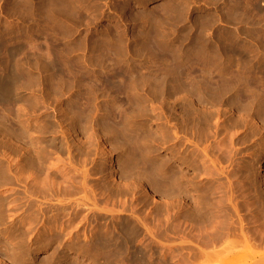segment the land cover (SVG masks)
I'll return each mask as SVG.
<instances>
[{"label": "rangeland", "instance_id": "1", "mask_svg": "<svg viewBox=\"0 0 264 264\" xmlns=\"http://www.w3.org/2000/svg\"><path fill=\"white\" fill-rule=\"evenodd\" d=\"M244 1H247L250 7L247 14H245L246 11H243ZM252 1L0 0V35L3 39L5 38L4 44L8 46L21 45V51H17L18 53L13 59L14 63H18L19 60V76L16 77V80L19 78L17 81L19 84L18 90H15L18 101L15 102L14 106L26 110V113L24 110L23 119L32 132L26 136V143L30 145L32 142H37L38 139L43 138L37 135L38 132L35 131L34 127L40 129L42 127L49 128L51 125L53 127L55 125L62 126L60 128L62 131L64 129L62 136L66 135L63 137L57 126L56 129L53 128L54 132L57 131L55 133H52V126L49 130L45 129V131L51 130L45 132L43 138V143H48L49 140L52 142L47 144L50 152L49 162H58V173L66 171L67 174L69 169H73L72 164L81 171L84 169L89 173L94 171L93 175L90 173L91 176L88 178L89 183L86 190L81 189L72 194H67L68 191H64L66 197L63 194L65 199L63 204L68 205L72 216H74L73 224L67 225L66 232L70 229L74 230L77 223L80 233L83 230L89 231L97 226L99 221H102L101 214L102 216L106 215V217L114 214L116 217L122 218L131 211L134 218L142 215L139 217L141 221L145 220L148 223L150 221L149 224L154 225L157 222V216H155L157 208L164 207L166 204L168 207L171 205L169 211L171 215H174H172L173 217L179 212L184 214L192 208H201L202 204H204V207L200 211H207L211 201L208 200V196L198 199L197 194L200 190L201 192H207V194L216 195L217 198L219 197L218 200L230 195L232 198L228 197L233 200H231L232 204L234 201L239 203L240 200V203L244 204L246 197V199H251L254 195H258V192L261 195L264 193V38H261L264 35V0ZM237 2L239 3L237 4ZM241 3L242 6L240 7ZM251 4H254V6ZM255 6L256 8L259 6V8L256 10ZM244 15L248 17H244ZM200 47L203 49L201 50ZM47 49L50 53L47 52ZM60 50L64 53L60 54L62 53ZM195 50L196 52H194ZM45 51L46 54L49 53V58L44 53ZM17 57L19 58L17 59ZM0 60L3 64L6 62L4 54ZM178 68L184 71L181 70L180 73ZM234 71L235 73H232ZM177 77H183L184 80ZM207 77L209 80H214V82L207 81ZM128 78L136 83L129 84L127 81L130 79ZM188 78L189 81L192 79L191 81L196 84H201L200 81L203 82L207 78V83L204 81L200 85L205 88L191 82L196 87L198 86L200 91L204 89V93H200V96L205 97H203L204 99L200 98L199 89L193 88L195 86L188 81ZM228 79H235L237 83L235 84L238 87L245 89L247 87L249 92L256 91L250 93L258 99V105L233 103V100H229L227 103L217 102L218 91H221L227 85ZM177 80L181 81L178 82ZM185 80L189 83L183 82ZM180 82L184 84L182 83L183 85L180 86ZM209 83L212 87L209 86ZM132 84L134 87H131ZM189 84L192 87H189ZM114 86L119 89L115 90ZM213 86L216 91L218 88L220 89L216 92L213 90ZM189 88L196 90L192 89L193 91H190ZM93 91H95L94 96L96 98L93 96ZM214 91L215 93H213ZM83 92L86 94L91 92L92 95H83ZM205 92L207 95L211 92L210 95H213L215 99L211 98L210 95V98L207 97ZM60 93L63 96H60ZM131 93H134L135 96L133 97ZM125 94H131V97L127 96L129 99H126ZM75 95L77 96L75 97ZM104 95L105 97H103ZM86 96H88V99H86ZM107 96H110L109 99ZM77 97H82L80 100L85 99L84 103L80 102ZM130 98L132 102L134 99L139 100V103L135 101L136 103L131 104ZM103 99L106 101V105ZM73 100L76 102L79 100L77 103L81 105L98 104L96 108L99 110L95 108L98 117L103 115L104 106L109 107L110 104L113 108L129 111L131 114L128 115L132 123L136 122L135 124L140 125L141 122L148 131L150 130L151 133L155 134L151 135L149 132L151 137L154 136L151 140H154V145L157 144L160 158H163V156H165V159L166 157L169 158L166 159L169 162L164 161L168 162L167 165L170 163L168 167L171 165L169 168L166 167V170L172 168L175 170L174 172H178L177 174L181 173L185 191L172 192L169 190L170 192H168L173 201L170 204L164 202L160 195L151 193V190L149 193L148 190L153 189L154 186L157 188L158 184L155 183L154 185L148 180H133L136 177H131V181L129 178H125L120 172L123 149L121 146L118 149L119 144H115L116 141L114 143V138L111 137V134H108L109 132L102 133L99 126L94 129L90 125H86L87 129L83 126L87 130L86 133L83 131L84 134L80 133L83 129L80 125L81 128L77 127L80 131L70 129V126H72L71 120L68 117L69 122L67 116L63 113H65V106H67V109L72 107L71 111H74ZM127 100L128 102H126ZM69 102L72 103L71 106H68ZM100 105H103V107L101 108ZM259 105L263 106V109L259 108ZM259 112L260 114H258ZM64 118L67 122L63 121ZM11 121L14 122V120ZM90 131L93 132L91 136ZM52 137L54 138L51 139ZM19 139L18 137L11 138L8 135L6 137L0 135V264H69L68 261L71 262L70 264H105L103 261L101 262V259L104 260L103 257L105 256L97 255L95 251L92 252L94 257L83 258V256H77L74 252L67 254L64 245L69 242V234L62 236L59 240L50 242L47 246L42 245L41 239L38 237V229L41 227L40 220L26 223V228L31 231L30 236L23 237V234L21 235L20 229H18L19 220L24 216L29 218L30 208L26 204L28 196L22 197V184H19L20 182L14 177L17 173L13 174V171L18 172L17 159L19 155H17L18 151L15 149L19 145ZM61 139H64V142ZM156 140H158V143ZM79 142L86 148L84 146L79 148ZM60 145L64 146L60 147ZM81 151H84V154L87 155L84 156ZM77 152L81 154L79 155ZM115 159L116 167L119 166L117 171L111 169ZM6 166L12 169V171L10 169V174L13 175L12 178L6 179L4 177V172L8 169ZM160 186L158 189H166L163 183ZM108 187L111 192L107 189ZM91 189L96 190L91 192ZM257 189L260 190L256 192ZM83 195H89L90 198L87 199ZM49 198L50 196L43 197L42 200L40 196L38 203L42 201L41 205L43 204V206L51 204H54L52 206L55 207L59 206L60 201L56 199V196L52 197L53 199ZM79 200L85 201V205L81 204L80 212L74 215L76 201ZM65 201H67V204ZM200 201L203 203L201 204ZM227 203H230V201H227ZM227 203L222 204L225 207V205H228ZM198 204L201 205L198 207ZM244 205L240 212L247 214L248 210L245 212L246 207L243 208ZM102 208L106 210L108 208L109 211L114 209V213L113 211L105 213ZM84 215L86 216L84 217ZM160 217L162 216L160 215ZM162 220V223L169 225V228L168 233L163 235L161 239L166 238L164 241L169 242L167 245L168 250L177 249L176 251L173 250L174 254L171 256L174 264H182V254L179 255L181 253L179 247L189 246L185 242L186 239H192L194 242L201 238H208L212 233L210 232L211 229H214L216 236H219V232L221 234L224 231V237L221 235L215 241L216 248L223 261L229 260L231 264H264L263 219L261 224L262 220L257 223L245 220V223H242L244 227L238 220H234L232 223L223 220V222L217 223L216 227L213 226V223L208 224L205 222L204 225H191L187 221V224L182 223L183 226L178 229L173 226V220L170 219L168 222H164L166 221L164 218ZM161 229V227L155 228L153 231L159 233ZM215 230H219L218 235ZM242 230L245 234H250L247 239L242 236ZM142 232H144V229ZM207 235L208 237H206ZM226 235L229 239L226 238ZM238 237L239 241L235 239ZM4 239L11 241V248L8 247V243L3 242ZM224 239L230 242L228 241V244H226L227 242L225 243ZM222 244L224 245L222 246ZM212 246L209 244L207 247ZM172 250L168 253L173 252ZM182 251L183 254H186V250ZM177 256L178 260H176ZM215 257L214 255V259L211 260L215 261Z\"/></svg>", "mask_w": 264, "mask_h": 264}, {"label": "bare ground", "instance_id": "2", "mask_svg": "<svg viewBox=\"0 0 264 264\" xmlns=\"http://www.w3.org/2000/svg\"><path fill=\"white\" fill-rule=\"evenodd\" d=\"M134 1V0H132ZM239 1V0H237ZM255 1V0H253ZM252 1V2H253ZM173 2V1H172ZM204 2V1H203ZM242 2V0H241ZM245 2V1H244ZM256 2V1H255ZM174 3V2H173ZM239 2H237L238 4ZM251 3V2H249ZM31 4V3H30ZM234 4V3H233ZM256 4V3H255ZM252 5V4H251ZM259 5V4H258ZM242 6V3L240 5V7ZM254 6V4L252 5ZM251 6V7H252ZM174 7V6H173ZM175 8V7H174ZM243 8V7H242ZM241 8V9H242ZM256 8V6H255ZM254 8V9H255ZM259 8V6L256 8V10ZM263 8V7H262ZM173 9V8H172ZM244 9V10H243ZM242 10L246 11L245 14H247L249 12V4L246 1L244 4V8ZM252 9V8H251ZM253 10V9H252ZM264 10V9H263ZM255 11V10H254ZM142 13H144L142 11ZM238 13V12H237ZM243 13V12H242ZM251 13V12H250ZM264 13V12H263ZM244 14V13H243ZM255 14V13H254ZM262 14V13H261ZM146 16V15H144ZM247 15H244V17ZM252 16V14H251ZM143 17V16H142ZM243 17V18H244ZM248 17V16H247ZM58 18V17H57ZM135 18V17H134ZM133 18V19H134ZM264 18V17H263ZM219 19V18H218ZM231 19V18H230ZM255 20V19H254ZM263 20V19H262ZM24 21V20H23ZM38 21V20H37ZM144 21V20H143ZM150 23V22H149ZM44 24V23H43ZM13 25V24H12ZM252 25V24H251ZM33 28V27H32ZM146 28V27H145ZM151 28V27H150ZM212 28V27H211ZM254 28V27H253ZM242 29V28H241ZM27 30V29H26ZM149 31V30H148ZM200 31V30H199ZM225 31V30H224ZM47 32V31H46ZM49 33V32H48ZM148 33V32H147ZM250 33V32H249ZM256 33V32H255ZM261 33V32H260ZM20 34V33H19ZM23 35V34H22ZM27 35V34H26ZM35 35V34H34ZM150 35V34H149ZM260 36V35H259ZM264 36V35H263ZM261 38H264V37ZM33 37V36H32ZM254 37V36H253ZM15 38V36H14ZM48 38V37H47ZM188 38V37H187ZM219 38V37H218ZM224 38V37H223ZM239 38V37H238ZM5 39V38H4ZM1 35H0V58L3 56L6 59V62L3 64V62L0 60V135L1 136H9V137H18L19 139V145L18 147L15 149L18 151L17 155H19L18 159H17V171L18 172H14L17 173L14 177L16 180H18L23 186L22 190V197H25V195H27V207L30 208V215L29 218H27L26 216H24L23 218H21V220H19V228L21 235L23 234V237H27L31 235V231L26 228V223H31L35 220V222L37 221H41V227L38 229V237L41 239V244L44 246H47L50 244V242H53L54 240H59L62 236L69 234V242L67 244H65L64 246H66V251L67 254L70 252H74L77 256H83L84 257H94V254L92 252H97V255H101V256H105L103 257L104 260L101 259V262L103 261V263L105 264H174L173 263V259L171 258L172 254H174V251H176L177 249H170L173 252L168 253V243H166L164 240H166V238H164V240L161 239V237L163 235H166L168 233V228L169 225H166V223H162L163 222V218L166 219V221L164 222H168L171 220H173V226L180 228V226L182 227L183 225H181L182 223L187 224L189 221L192 224H198V225H204L205 222L210 224L213 223V226L215 225V227L220 223L223 222V220H227L226 222L232 223L234 220H238L241 224L245 223V220H247L248 222H254L257 223L260 220H264V193L261 195L259 194V190L257 189L256 192H258V195H254L251 199H246L245 198V202L244 204L240 201L239 203H236L235 201L232 204V197L230 195V197H223L220 199H223L222 201H219L218 198L216 197V195H211V194H207V192H201V190L199 191V193L197 194V198L198 199H203L204 197L208 196V200L211 201V205L210 207H208L207 211H200L204 206V204H202L203 202H201L202 207L200 208L199 206L201 205H197L199 208L198 209H194V208H190L191 210H188V212L186 211V213L181 214L180 212L178 214L175 215V217H173L171 215L170 210V204L173 203L172 199H171V195H170V191L172 192H184L185 191V187H183V177L180 174H177L178 172H174L175 170L171 168V170H166V167H168L167 163L169 162L166 159H169L168 157L163 156V158H160L159 156V148L154 145L155 143L153 142L154 140L153 137L150 136L151 131L141 124H135L132 123L129 119V115L131 113H129V111L127 112L126 110H119L118 108L116 109L115 107L113 108L110 104L109 107L104 106V110H103V115H101V117L97 116L96 111L99 110L97 107L98 104H93L92 103H88V101H86L88 104H84L81 105L79 103H77L82 97L83 95H89L92 93L90 92L89 94L84 93L83 95L80 94V96L82 95V97L78 98L79 100L76 102L73 100V109L72 107L67 109V106H65V113H63L65 116H67L66 118L68 119V117L70 118L71 122L68 121L72 124V126H70V129L76 130L78 131L79 128H81L80 126H84L86 128V125H90V127L92 126L94 129L95 127L99 126L100 130H102L103 132H109L108 134H111V137L114 138V143L116 141L115 146L118 147V149H120V146L122 147V151L123 154L121 156V161H120V167L121 170L120 172L122 173L123 176H125V178H129V180L131 181V177L134 178L133 180H141V181H146L148 180L149 182L153 183L155 185L158 184V187L160 185H165L166 189L164 190H160L158 189V187L156 188V186L153 187V189H149V193L151 190V193L153 194H158L161 196V198L163 199L164 202L166 203H170L169 207L166 205H164V207H159L157 208V211L155 212V216L156 217V225L155 227H153L154 225H150V221L149 223L145 220H142L139 218L138 216H135L131 212H129L125 217L122 216V218L120 217H116L114 214L110 215L109 217H106V215L102 214L100 215V217H102V221H99L97 226H94V228L90 229L89 231H85L83 230L82 233H80L79 230V225L78 223L74 226V230L70 229L68 232H66V228L67 225L69 224L72 225L73 224V220H74V216H72L68 205H64L63 204V200L64 197H66V194H64V191H68L67 194H72L75 191H79V190H86L87 189V185L89 183V176H91L90 173H92V175L94 174L92 171L89 173L88 171L84 170H80L79 168L72 166V170L69 169V172L66 171L63 173H58V169L59 168V164L58 162H49V157H50V152L48 151L47 148V144L52 143L50 140L48 143H43L44 141V135L46 134L45 132H50V131H45V129L49 130V128L52 126V133H55L57 131L54 132L53 128H57L58 126L55 125L53 127V125H51L49 128H35V131H37V135L42 136L43 138H40V140L38 139L37 142H32L30 145L26 143V136L30 135L32 132L30 131V127L25 123V120L23 119V115L26 113H24V110L19 107L14 106L15 102L18 101V97L16 96V91L18 90V84L16 80V77H18V73H19V60L17 61L18 63H14L13 59L14 56L17 55L16 53H18L17 51H21L20 46L17 45H13V46H8L5 43L4 40ZM198 39V38H197ZM194 40V39H193ZM230 40V39H229ZM263 40V39H262ZM7 41V40H6ZM264 41V40H263ZM9 42V41H8ZM15 42V41H14ZM29 42V41H28ZM154 42V41H152ZM202 42V41H201ZM232 42V41H231ZM157 43V42H156ZM28 44V43H27ZM251 44V43H250ZM51 45V44H50ZM158 45V44H157ZM52 46V45H51ZM26 47V46H25ZM29 47V46H28ZM248 47V46H247ZM33 48V47H32ZM153 48V47H152ZM197 49V47H195ZM201 48V47H200ZM199 48V49H200ZM255 48V47H254ZM20 49V50H18ZM182 49V48H181ZM203 48H201L202 50ZM214 49V48H213ZM44 50V49H43ZM194 50V49H193ZM257 50V49H256ZM63 54L64 52L62 50H60ZM243 51V50H242ZM25 52V51H24ZM47 52L48 49H47ZM196 52V50L194 51ZM198 52V50H197ZM200 52V51H199ZM210 52V51H209ZM46 54V51L44 52ZM43 53V54H44ZM50 53V52H49ZM49 53H47L46 55H48L49 58ZM129 53V52H128ZM20 54V53H19ZM33 54V53H32ZM44 54V55H45ZM57 54V53H56ZM59 54V55H60ZM154 54V53H153ZM152 54V55H153ZM181 54V53H180ZM208 54V53H207ZM258 54V53H257ZM2 55V56H1ZM41 55V54H40ZM43 55V56H44ZM45 55V56H46ZM27 56V55H26ZM25 56V57H26ZM155 56V55H154ZM205 56V55H204ZM16 57V56H15ZM41 57V56H40ZM178 57V56H177ZM237 57V56H236ZM246 57V56H245ZM19 57H17L18 59ZM28 58V57H27ZM45 58V57H44ZM217 58V57H216ZM16 59V58H15ZM46 59V58H45ZM236 59V58H235ZM257 59V58H256ZM201 60V59H200ZM260 60V59H259ZM263 60V59H262ZM162 61V60H161ZM172 61V60H171ZM237 61V60H236ZM241 61V60H240ZM245 61V60H244ZM184 62V61H183ZM52 63V62H51ZM55 63V62H54ZM98 63V62H97ZM177 63V62H176ZM197 63V62H196ZM230 63V62H229ZM255 63V62H254ZM153 64V63H152ZM171 64V63H170ZM193 64V63H192ZM22 65V64H21ZM20 65V68L22 67ZM56 65V64H55ZM102 65V64H101ZM183 65V64H182ZM190 65V64H189ZM158 66V65H157ZM160 66V65H159ZM194 66V65H193ZM202 66V65H201ZM204 66V65H203ZM213 66V65H212ZM185 67V66H184ZM187 67V66H186ZM192 67V66H191ZM243 67V66H242ZM27 68V67H26ZM61 68V67H60ZM176 68V67H175ZM206 68V67H205ZM209 68V67H208ZM215 68V67H214ZM213 68V69H214ZM260 68V67H259ZM22 69V68H21ZM84 69V68H83ZM145 69V68H144ZM177 69V68H176ZM180 70V68H178ZM191 69V68H190ZM212 69V68H211ZM243 69V68H242ZM40 70V69H39ZM125 70V69H124ZM150 70V69H149ZM182 70V69H181ZM181 70L179 71L181 73ZM218 70V69H217ZM24 71V70H23ZM22 71V72H23ZM142 71V70H141ZM148 71V70H147ZM172 71V70H171ZM178 71V70H177ZM184 71V70H182ZM195 71V70H194ZM197 71V70H196ZM199 71V69H198ZM225 71V70H224ZM239 71V70H238ZM43 72V71H42ZM137 72V71H136ZM178 72V73H179ZM215 72V71H214ZM220 72V71H219ZM230 72V71H229ZM244 72V71H243ZM251 72V71H250ZM21 73V72H20ZM56 73V72H55ZM142 73V72H141ZM140 73V74H141ZM177 73V72H176ZM205 73V72H204ZM225 73V72H224ZM232 73H235L232 72ZM52 74V73H51ZM54 74V73H53ZM71 74V73H70ZM103 74V73H102ZM121 74V73H120ZM123 74V73H122ZM127 74V73H126ZM148 74V73H147ZM153 74V73H152ZM260 74V73H259ZM21 75V74H20ZM65 75V74H64ZM180 75V74H179ZM203 75V74H202ZM214 75V74H213ZM235 75V74H234ZM254 75V74H253ZM263 75V74H262ZM98 76V75H97ZM107 76V75H106ZM110 76V75H109ZM176 76V75H175ZM178 76V74H177ZM187 76V75H186ZM217 76V75H216ZM220 76V75H218ZM230 76V75H229ZM79 77V76H78ZM82 77V76H81ZM184 77V76H183ZM182 77V78H183ZM188 77V76H187ZM192 77V76H191ZM235 78V76H233ZM237 77V75H236ZM28 78V77H27ZM33 78V77H32ZM36 78V77H35ZM83 78V77H82ZM106 78V77H105ZM137 78V77H136ZM173 78V77H172ZM177 78H181V77H177ZM176 78V79H177ZM181 78V79H182ZM190 78V77H189ZM188 78V81H189ZM208 78V77H207ZM206 78V79H207ZM247 78V77H246ZM127 79V78H125ZM130 79V78H128ZM133 79V78H132ZM175 79V80H176ZM187 79V78H185ZM195 79V78H194ZM200 79V77H199ZM203 80V82L205 81L207 83V81H212V79L206 81ZM256 79V78H255ZM107 80V78H106ZM131 80V79H130ZM128 80L127 82L133 83V81ZM143 80V79H142ZM184 80V79H182ZM192 80V79H191ZM189 81L190 83L192 81ZM197 80V79H196ZM195 80V81H196ZM202 80V79H201ZM227 80V79H226ZM229 82H227V85L224 86L223 84V89H221L220 94L217 86V91H218V95H217V102H226L229 100H233L232 102H236V103H246L247 105L249 104H256L258 105V99L250 92L253 91H247L248 88H240L238 87L236 84L235 79H228ZM21 81V80H20ZM111 81V80H110ZM123 81V80H122ZM121 81V82H122ZM125 83L126 80H124ZM130 81V82H129ZM137 81V80H136ZM155 81V80H154ZM159 81V80H158ZM163 81V80H162ZM161 81V82H162ZM169 81V80H168ZM178 81V80H177ZM181 81V80H179ZM178 81V82H179ZM185 82V83H189V82ZM198 81V80H197ZM196 81V82H197ZM219 81V80H218ZM225 81V80H223ZM222 81V82H223ZM259 81V80H258ZM69 82V81H68ZM109 82V81H108ZM167 82V81H166ZM182 82V83H183ZM201 84H203L202 81H200ZM214 82V80L212 81ZM221 82V81H220ZM221 82V83H222ZM110 83V82H109ZM113 83V82H112ZM124 83V82H123ZM136 83V82H134ZM133 83V84H134ZM158 83V82H156ZM165 83V82H163ZM162 83V84H163ZM170 83V82H169ZM181 82L179 83L180 86L183 85ZM195 85H201V84H196L195 82H192ZM191 83V84H192ZM198 83V82H197ZM205 83V84H206ZM236 83V84H235ZM256 83V82H255ZM49 84V83H48ZM99 84V83H98ZM115 84V83H114ZM113 84V85H114ZM119 84V83H117ZM132 84L131 87H134ZM138 84V83H137ZM136 84V85H137ZM178 84V85H179ZM192 84V85H193ZM263 84V83H262ZM101 85V84H100ZM127 85V84H126ZM167 85V84H166ZM165 85V86H166ZM188 85V84H187ZM193 85V86H195ZM247 85V84H246ZM257 85V84H256ZM118 86V85H117ZM129 86V85H128ZM203 86V85H202ZM201 88H205L204 86ZM207 86V85H206ZM209 86L212 87V85L209 83ZM220 86V85H219ZM258 86V85H257ZM256 86V87H257ZM115 87V86H114ZM119 87V86H118ZM118 87H115V90H117ZM123 87V86H122ZM124 87H126L124 85ZM130 87V86H129ZM189 87H192L189 84ZM222 87V85H221ZM245 87V86H244ZM62 88V87H61ZM121 88V87H120ZM136 88V87H135ZM134 88V89H135ZM151 88V87H150ZM196 89H199L198 86L193 87ZM192 88V89H193ZM207 88V87H206ZM214 88V86H213ZM119 89V88H118ZM128 89V88H127ZM190 89V88H189ZM192 89H190V91H193ZM195 89V90H196ZM209 89V88H208ZM216 88H214L213 90H215ZM125 90V89H124ZM194 90V91H195ZM211 90V88H210ZM211 90V91H213ZM250 90V89H249ZM126 91V90H125ZM148 91V90H147ZM200 91V89H199ZM198 91V92H199ZM216 91V90H215ZM215 91L213 93H215ZM216 91V92H217ZM85 92H89V91H85ZM102 92V91H101ZM98 92V93H101ZM197 92V93H198ZM203 92L204 93V89L203 91L199 92V96L200 93ZM208 92V91H207ZM256 92V91H254ZM253 92V93H254ZM44 93V92H43ZM59 93V92H58ZM97 93V92H96ZM113 93V92H112ZM117 93V92H116ZM123 93V92H122ZM121 93V94H122ZM196 93V94H197ZM202 93V94H203ZM206 93V92H205ZM212 93V94H213ZM258 93V91H257ZM261 93V92H260ZM259 93V94H260ZM51 94V93H50ZM95 94V91H93V96ZM104 94V93H103ZM101 94V95H103ZM133 97L135 96L134 93ZM130 95H126V99L128 98L127 96ZM137 94V93H136ZM211 94V92H209V95ZM60 96H63V94H59ZM74 95V94H72ZM79 95V94H78ZM99 95V94H97ZM96 95V96H97ZM107 95V94H106ZM124 95V94H123ZM188 95V94H187ZM198 95V94H197ZM205 95V94H203ZM207 95V93H206ZM207 95V97L209 96ZM264 95V94H263ZM58 97L59 99L61 97ZM77 95H75L76 97ZM92 96V97H93ZM179 96V95H178ZM189 96V95H188ZM191 96V95H190ZM211 98L213 97V95H210ZM209 96V98H210ZM215 96V95H214ZM91 98V96H89ZM95 97V96H94ZM105 97V95L103 96ZM108 97V96H107ZM110 97V96H109ZM108 97V99H109ZM187 97V96H186ZM198 97V96H197ZM202 96H200L201 98ZM204 97V96H203ZM202 97V98H203ZM206 97V98H207ZM71 98V97H70ZM96 98V97H95ZM98 98V96H97ZM125 98V97H124ZM205 98V97H204ZM203 98V99H204ZM215 99V97H213ZM86 99H88V96H86ZM111 99V98H110ZM129 99V98H128ZM134 99V98H133ZM136 99H138L136 97ZM171 99V98H170ZM194 99V98H193ZM71 100V99H70ZM91 101L93 99H90ZM104 100V99H103ZM131 100V98H130ZM201 100V99H199ZM197 100V101H199ZM213 100V99H212ZM215 100V101H216ZM72 101V100H71ZM84 100H80V102H83ZM90 101V102H91ZM96 101V99H95ZM94 101V103H96ZM138 102L137 100L134 99V101L132 102L131 100V104H133L134 102ZM196 101V102H197ZM206 101V100H205ZM245 101V102H244ZM261 101V100H260ZM75 102V103H74ZM101 102V101H100ZM105 105L107 104L106 101L104 100ZM128 102V100L126 101ZM135 102V103H136ZM175 102V101H174ZM214 102V101H213ZM62 103V102H61ZM70 103V102H69ZM84 103V102H83ZM111 103V102H110ZM114 103V102H113ZM116 103V102H115ZM139 103V102H138ZM194 103V102H193ZM216 103V102H215ZM72 103L68 104V106H71ZM90 104V105H89ZM104 104V103H102ZM129 103V105H131ZM184 104V103H183ZM205 104V103H204ZM217 104V103H216ZM225 104V103H224ZM229 104V103H228ZM245 104V105H246ZM26 105V104H25ZM109 105V103H108ZM231 105V104H230ZM238 105V104H237ZM264 105V104H263ZM101 106V105H100ZM99 106V107H100ZM116 106V105H115ZM136 106V105H135ZM150 106V105H149ZM202 106V105H201ZM242 106V105H241ZM260 106V105H259ZM22 107V106H21ZM103 107V105L101 106V108ZM106 107V108H105ZM152 107V106H151ZM221 107V106H219ZM245 107V106H244ZM263 106H260L259 108H262ZM97 110H96V109ZM100 108V109H101ZM222 108V107H221ZM226 108V107H225ZM233 108V107H232ZM256 108V107H255ZM258 108V110H260ZM264 108V107H263ZM262 108V109H263ZM180 109V108H179ZM210 109V108H209ZM96 110V111H95ZM221 110V109H220ZM243 110V109H242ZM64 111V109H63ZM211 111V110H209ZM239 111V110H238ZM250 111V110H249ZM179 112V111H178ZM240 112V111H239ZM262 113V112H261ZM129 114V115H128ZM133 114V113H132ZM197 114V113H196ZM243 114V113H242ZM260 114V112L258 113ZM63 115V116H64ZM197 116V115H196ZM56 117V116H55ZM131 117V116H130ZM144 117V116H143ZM169 117V116H168ZM184 117V115H183ZM248 117V116H247ZM66 118L63 119V121L67 122V120H65ZM218 118V117H217ZM44 119V118H43ZM190 119V118H189ZM204 119V118H203ZM11 120H14L11 121ZM46 120H48L46 118ZM57 120V119H56ZM133 121V118L131 119ZM146 120V119H145ZM245 120V119H244ZM264 120V119H263ZM61 121V120H60ZM62 121V124H63ZM83 121V122H81ZM136 121V120H135ZM141 121V120H140ZM168 121V120H167ZM248 121V120H247ZM98 122V123H97ZM15 123V125H14ZM53 123V122H52ZM81 123V124H80ZM97 123V124H96ZM138 123V122H137ZM181 123V122H180ZM198 123V122H197ZM69 124V123H68ZM70 124V125H71ZM96 124V125H95ZM218 124V123H217ZM42 125V124H41ZM45 125V124H44ZM43 125V126H44ZM64 125V124H63ZM80 125V126H79ZM34 126V125H32ZM57 126V127H56ZM64 127V126H63ZM83 127V129H85ZM96 127V128H97ZM194 127V126H193ZM211 127V126H210ZM33 128V127H32ZM33 128V129H34ZM59 129L62 128L58 127ZM77 128V129H76ZM58 129V130H59ZM81 130L80 133H86L87 132V128L85 130ZM93 129V130H94ZM212 129V128H211ZM90 130V129H89ZM195 130V128H194ZM210 130V129H209ZM80 131V130H79ZM153 131V130H152ZM201 131V129H200ZM216 131V130H215ZM59 132V131H58ZM61 132V136H62V132H64L60 129ZM59 132V133H60ZM150 132V133H149ZM51 133V134H52ZM66 133V132H65ZM76 133V132H75ZM83 133V134H84ZM91 133V131H90ZM93 133V132H92ZM92 133L90 134V136L92 135ZM225 133V132H224ZM36 134V133H35ZM58 134V133H57ZM74 134V133H73ZM153 134V132L151 133V135ZM65 135V134H64ZM63 135V136H64ZM155 135V134H153ZM205 135V134H204ZM212 135V134H211ZM218 135V134H217ZM60 136V135H58ZM60 136V138H62ZM66 136V135H65ZM88 136V137H90ZM157 136V135H156ZM33 137V136H32ZM193 137V136H192ZM54 137H52L51 139H53ZM228 138V137H227ZM14 139V138H13ZM45 139H50V138H45ZM56 139V138H55ZM157 139V137H156ZM64 142V139H61ZM66 140V139H65ZM108 140V139H107ZM110 140V139H109ZM112 140V141H113ZM217 140V139H216ZM18 141V140H17ZM48 141V140H47ZM54 141V140H52ZM60 141V140H59ZM158 143V140H156ZM30 142V140H29ZM55 142V141H54ZM53 142V143H54ZM58 142V141H57ZM62 142V144H64ZM61 144V142H59ZM79 148H83V144H81V142H79ZM108 143V142H107ZM113 143V144H114ZM207 144V142H206ZM215 144V143H214ZM54 145V144H53ZM109 145V144H108ZM217 145V144H216ZM59 146V145H58ZM64 145H60V147H62ZM3 147V146H2ZM85 147V146H84ZM216 147V146H215ZM223 147V146H222ZM228 147V146H227ZM78 148V147H77ZM78 148V149H79ZM86 148V147H85ZM110 148V147H109ZM12 149V147H11ZM88 149V148H87ZM187 149V148H186ZM200 149V148H199ZM203 149V148H202ZM77 150V149H76ZM82 150V149H81ZM218 150V149H217ZM232 150V149H231ZM5 151V150H4ZM78 151V150H77ZM84 151H86L84 149ZM84 151H81V153L85 156L87 154H84ZM121 151V152H122ZM203 151V150H202ZM201 151V152H202ZM216 151V150H215ZM223 151V150H222ZM229 151V150H227ZM79 152V151H78ZM77 152V154H79ZM235 152V151H234ZM80 153V154H81ZM232 153V152H231ZM7 154V153H5ZM79 154V155H80ZM222 154V153H221ZM3 155V154H2ZM9 155V154H8ZM82 155V156H83ZM111 155V154H110ZM178 155V154H176ZM193 155V153H192ZM226 155V154H225ZM234 156V155H232ZM162 157V155H161ZM180 157V155H179ZM205 158V157H204ZM49 159V160H48ZM85 159V158H84ZM200 159V158H199ZM203 159V158H202ZM168 161V162H164V161ZM206 160V158H205ZM116 159L113 160L111 169H113L114 171H117L119 168L116 167V163H115ZM173 161V160H171ZM187 162V161H186ZM4 163V162H3ZM6 163V162H5ZM12 163V162H11ZM16 163V164H17ZM1 164V163H0ZM174 164V163H173ZM118 165V164H117ZM9 166V165H8ZM200 166V165H199ZM7 167V166H6ZM1 168V167H0ZM8 168V169H7ZM6 171L4 172V177H6V179L12 178L13 175H11L10 173V169L9 167H7ZM118 168V169H117ZM79 169V170H78ZM12 171V169H11ZM180 172V170H179ZM182 172V171H181ZM184 172V171H183ZM186 173V172H185ZM219 173V172H218ZM90 174V175H89ZM121 175V177H122ZM204 175V174H202ZM236 176V175H235ZM244 176V175H243ZM219 177V176H218ZM123 178V177H122ZM146 178V179H145ZM237 178V177H236ZM145 179V180H144ZM137 180V181H138ZM147 181V182H148ZM109 182V181H107ZM106 182V183H107ZM159 182H161V184H159ZM194 182V181H193ZM214 182V181H213ZM91 183V181H90ZM105 183V182H104ZM102 184V183H101ZM185 184V182H184ZM196 184V183H194ZM212 184V183H211ZM100 185V184H99ZM108 186V184H106ZM21 186V185H20ZM21 186V187H22ZM105 186V185H104ZM106 186V187H107ZM110 186V185H109ZM213 186V185H212ZM103 187V186H102ZM161 187V186H160ZM205 187V186H204ZM198 188V187H197ZM248 188V187H247ZM107 189L110 190V188L108 187ZM129 189V188H128ZM243 189V188H242ZM96 190V189H95ZM91 189V192L95 191ZM108 190V191H109ZM170 190V191H169ZM197 190V189H196ZM255 190V189H254ZM169 191V192H168ZM111 192V190H110ZM66 193V192H65ZM235 193V192H234ZM238 193V192H237ZM254 193V191L252 192V194ZM262 193V192H261ZM64 194V197H63ZM120 194V193H119ZM231 194V193H230ZM59 195V196H58ZM96 195V194H95ZM234 195V194H233ZM41 196V199L43 200V197H48L50 196L49 199H53L52 197L56 196V199H58L60 201L59 206H52L54 204L51 205H47V206H43V204L41 205L42 201H40L41 203H38L39 197ZM43 196V197H42ZM85 196V198L87 197V199L90 198L89 195H83ZM180 196V195H179ZM243 197V196H242ZM250 198V196H248ZM70 198V197H69ZM26 199V198H25ZM48 199V198H46ZM55 199V198H54ZM84 199V197H83ZM215 199H217L218 201H216ZM85 200V199H84ZM232 200V201H231ZM52 201V200H51ZM82 201V200H81ZM76 201V206H75V210H74V215L77 214L78 212H80V205L84 204L85 205V201L81 202ZM149 201V200H148ZM151 201V200H150ZM227 201L230 203H227ZM48 202V201H47ZM46 202V203H47ZM67 201H65L66 203ZM199 202V200H198ZM218 202V204H217ZM222 202L223 204H228V205H224L220 204ZM2 203V202H1ZM45 203V201H44ZM49 203V202H48ZM143 203V202H142ZM67 204V203H66ZM159 204V203H158ZM221 206H220V205ZM244 205L243 208H245V212L248 210L247 214H242L240 212V209L242 208V206ZM209 205V204H208ZM196 206V207H197ZM226 208V206H228L225 210H223L224 208ZM28 208V209H29ZM223 208V209H222ZM89 209V208H88ZM104 210L105 213H108V208L107 210L105 208H102ZM101 209V210H102ZM111 209V208H109ZM176 209V208H175ZM230 209V210H229ZM252 209V210H251ZM114 210V209H113ZM113 210H110L109 212L111 213ZM206 210V209H205ZM92 211V210H91ZM193 211V212H192ZM244 211V210H243ZM151 212V211H150ZM114 213V211H113ZM174 213V212H173ZM148 215V214H147ZM151 215V214H150ZM149 215V216H150ZM154 215V213H153ZM160 215L162 217H160ZM32 216V217H31ZM86 215H84L85 217ZM90 216V215H89ZM153 218V217H152ZM235 218V219H234ZM86 219V218H85ZM147 219V218H146ZM263 220L260 222V224L263 222ZM80 222V221H79ZM153 222V221H152ZM224 222V223H226ZM171 223V222H170ZM218 223V224H217ZM81 224V223H80ZM164 224V226H163ZM169 224V223H168ZM217 224V225H216ZM221 225V224H220ZM236 225V224H235ZM189 226V225H188ZM239 226V225H238ZM243 226V224H242ZM162 228L161 231L159 233L154 232L153 230L156 228ZM164 227V229H163ZM224 227V226H223ZM244 227V226H243ZM144 229V232H142V230ZM152 228H154L152 230ZM190 228V227H189ZM202 228V227H201ZM207 228V226H206ZM205 228V229H206ZM222 228V227H221ZM229 228V227H228ZM235 228V227H234ZM242 228V227H241ZM247 228V227H246ZM217 229V228H216ZM259 229V228H257ZM160 230V229H159ZM158 230V231H159ZM185 230V229H184ZM196 230V229H195ZM231 230V229H230ZM241 230V229H240ZM77 231V233H75ZM191 231V230H190ZM207 231V230H206ZM216 234L217 232H219V230H215ZM229 231V230H228ZM235 231V230H234ZM233 231V232H234ZM237 231V230H236ZM242 236H245L244 238L247 239L248 233H244V230H242ZM246 231V230H245ZM249 231V230H248ZM203 232V231H202ZM201 232V233H202ZM210 232H212L209 237L208 235L206 237L208 238H201L198 239V241H194L192 239H186L185 242L189 244V246L180 248V252L179 255H181V259H182V264H231V262L229 260L223 261V258L220 257V254L218 252V249L216 248V243L215 241L218 240L219 237H221V235L224 237L223 232L220 234L219 232V236L215 235L214 229L210 230ZM214 232V233H213ZM173 233V232H172ZM185 233V232H184ZM194 233V232H193ZM230 233V232H229ZM142 234V235H141ZM171 234V233H170ZM195 234V233H194ZM207 234V233H206ZM227 234V233H226ZM239 234V233H238ZM244 234V235H243ZM140 235V237H139ZM183 235V234H182ZM218 235V234H217ZM228 235V234H227ZM226 235V238H227ZM150 236V237H149ZM193 236V235H192ZM203 236V234H202ZM232 236V235H231ZM252 236V235H251ZM170 237V236H169ZM174 237V236H173ZM184 238V237H183ZM192 238V237H191ZM195 238V237H194ZM234 238V237H233ZM229 239V237L227 238ZM227 239H224L225 243L228 244ZM238 239L239 241V237L235 238ZM180 240V239H179ZM178 240V241H179ZM169 241V240H168ZM235 241V240H234ZM5 243H8L9 246L8 247H12V243L11 241H8L7 239H4ZM2 242V243H3ZM173 242V241H172ZM170 242V243H172ZM175 242V241H174ZM184 242V240H183ZM220 242V241H218ZM222 242V243H224ZM230 242V241H229ZM237 242V241H236ZM14 244V243H13ZM176 244V242H175ZM213 245L212 247L208 248V245ZM215 244V245H214ZM221 245V244H220ZM224 244H222L223 246ZM7 246V245H6ZM60 246V245H59ZM171 247V246H170ZM220 248V247H219ZM65 250V249H64ZM92 250V251H91ZM182 250H186L185 253L183 254ZM65 251V252H66ZM224 252V251H223ZM222 253V252H221ZM46 254V253H45ZM104 254V255H103ZM177 254V253H175ZM178 255V254H177ZM214 255L216 256L215 261L211 260L214 259ZM71 256V255H70ZM97 257V256H96ZM175 257V256H174ZM68 258V255H67ZM102 258V257H101ZM96 259V258H95ZM180 259V260H181ZM210 259V260H209ZM178 260V256L177 259ZM83 262V261H82ZM88 262V261H87ZM176 262V261H175ZM180 262V261H179ZM68 263L70 264L71 262L68 261ZM79 264V263H78ZM98 264V263H97ZM102 264V263H100Z\"/></svg>", "mask_w": 264, "mask_h": 264}]
</instances>
